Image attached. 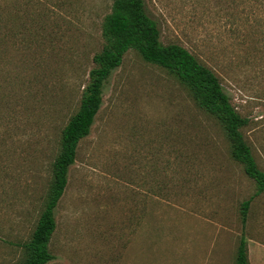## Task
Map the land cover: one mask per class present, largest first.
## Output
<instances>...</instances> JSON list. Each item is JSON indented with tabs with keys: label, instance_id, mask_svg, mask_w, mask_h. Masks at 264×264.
Wrapping results in <instances>:
<instances>
[{
	"label": "rangeland",
	"instance_id": "374dc122",
	"mask_svg": "<svg viewBox=\"0 0 264 264\" xmlns=\"http://www.w3.org/2000/svg\"><path fill=\"white\" fill-rule=\"evenodd\" d=\"M112 2L0 0V264L28 256ZM145 2L162 43L218 76L264 171V0ZM229 149L187 86L128 50L68 169L47 264H236L242 234L264 264V191Z\"/></svg>",
	"mask_w": 264,
	"mask_h": 264
},
{
	"label": "trees",
	"instance_id": "16d2710c",
	"mask_svg": "<svg viewBox=\"0 0 264 264\" xmlns=\"http://www.w3.org/2000/svg\"><path fill=\"white\" fill-rule=\"evenodd\" d=\"M101 36L103 45L93 55L94 67L89 71V81L79 107L62 129L60 150L53 164V180L47 200L31 239L25 244L28 256L20 264H47L54 258L48 245L55 230V208L66 186L68 169L75 161L80 140L90 133L102 104L106 82L130 49L136 50L145 61L165 68L189 88L199 108L221 125L230 146L231 158L239 162L245 174L255 182L256 192L264 191V171L257 165L241 130L247 124V119L233 107L211 68L201 63L181 44L162 43L159 25L148 13L145 0H113L110 12L102 21ZM249 204L250 200L241 204L243 223ZM235 261L236 264H249L244 234L239 238Z\"/></svg>",
	"mask_w": 264,
	"mask_h": 264
}]
</instances>
